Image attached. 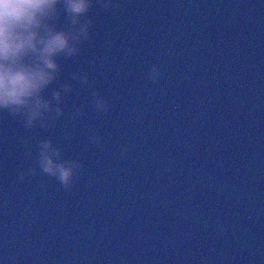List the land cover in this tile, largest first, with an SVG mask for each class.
I'll return each mask as SVG.
<instances>
[{"label":"water","instance_id":"obj_1","mask_svg":"<svg viewBox=\"0 0 264 264\" xmlns=\"http://www.w3.org/2000/svg\"><path fill=\"white\" fill-rule=\"evenodd\" d=\"M87 21L43 93L62 115L0 111V264H264V0H93ZM48 139L79 162L67 187Z\"/></svg>","mask_w":264,"mask_h":264},{"label":"clouds","instance_id":"obj_2","mask_svg":"<svg viewBox=\"0 0 264 264\" xmlns=\"http://www.w3.org/2000/svg\"><path fill=\"white\" fill-rule=\"evenodd\" d=\"M108 7L111 0H100ZM93 0H0V111L24 114L25 127H32L39 121L41 127H48L45 114L52 111L56 119L62 115L58 106L62 100L61 91H53L51 98L43 93L54 81L60 66V56L74 57L79 53L78 45L88 38L91 21L82 22ZM60 7L66 13L70 28L65 30L54 25ZM74 78L87 83V76L73 74ZM159 70L154 68L151 78L156 79ZM64 92L69 90L63 85ZM98 111L107 105L102 97L95 99ZM39 168L56 177L61 184L69 186L75 170L76 160L61 158L58 147L52 140H43L39 145Z\"/></svg>","mask_w":264,"mask_h":264}]
</instances>
